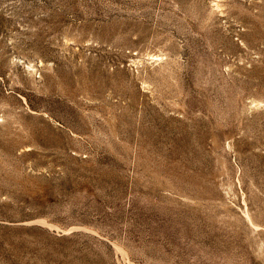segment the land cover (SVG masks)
I'll return each mask as SVG.
<instances>
[{"label":"rangeland","instance_id":"374dc122","mask_svg":"<svg viewBox=\"0 0 264 264\" xmlns=\"http://www.w3.org/2000/svg\"><path fill=\"white\" fill-rule=\"evenodd\" d=\"M0 264H264V0H0Z\"/></svg>","mask_w":264,"mask_h":264}]
</instances>
